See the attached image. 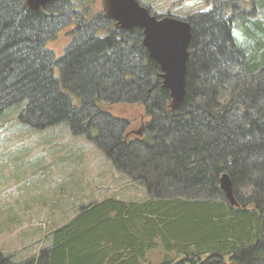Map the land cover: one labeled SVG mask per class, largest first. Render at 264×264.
<instances>
[{
    "label": "trees",
    "instance_id": "trees-1",
    "mask_svg": "<svg viewBox=\"0 0 264 264\" xmlns=\"http://www.w3.org/2000/svg\"><path fill=\"white\" fill-rule=\"evenodd\" d=\"M210 1L186 18L184 100L170 109L140 29H115L73 0L38 11L0 0V116L15 110L28 129L86 136L147 195L82 204L36 255L0 251V264H143L158 245L183 257L156 264H264V0L252 21L236 0L230 13L227 0ZM70 25L56 56L45 44ZM113 103L143 106L141 137L127 139L128 122L100 108Z\"/></svg>",
    "mask_w": 264,
    "mask_h": 264
},
{
    "label": "rangeland",
    "instance_id": "rangeland-1",
    "mask_svg": "<svg viewBox=\"0 0 264 264\" xmlns=\"http://www.w3.org/2000/svg\"><path fill=\"white\" fill-rule=\"evenodd\" d=\"M73 1L87 16L101 10L99 0ZM229 1L226 9L230 13ZM236 1L251 21L259 17L257 0ZM139 2L155 14L179 18L213 7L210 0ZM73 29V25L63 28L46 42V47L56 56L61 55L72 39ZM100 106L113 117L128 122L127 139L141 137L136 132L148 121L141 104ZM14 111L0 116V251L11 259L36 255L48 244V232L69 220L82 204L105 197L132 201L147 197L145 188L119 172L104 151L86 136L72 135L65 126L43 131L28 129L14 118ZM167 255L174 261L183 257L182 253H167L158 245L147 253L143 264L159 263Z\"/></svg>",
    "mask_w": 264,
    "mask_h": 264
},
{
    "label": "water",
    "instance_id": "water-1",
    "mask_svg": "<svg viewBox=\"0 0 264 264\" xmlns=\"http://www.w3.org/2000/svg\"><path fill=\"white\" fill-rule=\"evenodd\" d=\"M24 1L30 10L38 11L46 3L59 0ZM100 3L103 16L114 20L116 28L141 30L142 44L149 57L159 65L161 86L169 92V108H176L184 100L187 49L192 30L189 22L186 18L173 15H153L147 6H141L137 0H100ZM142 128L143 125L136 132L137 135H141ZM219 180V187L229 204L236 207L228 176L223 174Z\"/></svg>",
    "mask_w": 264,
    "mask_h": 264
},
{
    "label": "flooded vegetation",
    "instance_id": "flooded-vegetation-1",
    "mask_svg": "<svg viewBox=\"0 0 264 264\" xmlns=\"http://www.w3.org/2000/svg\"><path fill=\"white\" fill-rule=\"evenodd\" d=\"M137 2H138V4H140V2H139V0H137ZM141 5V4H140ZM99 6L101 7V3H100V0H99ZM142 6V5H141ZM98 13H101L102 14V16H103V13H104V11H103V9H102V7H101V10H99L98 11ZM97 13V14H98ZM104 17V16H103ZM105 18V17H104ZM107 19V18H106ZM108 20H111L112 21V26L115 28V29H120V28H116L115 26H114V20H112V19H108ZM122 30V29H121ZM124 30H130V29H124Z\"/></svg>",
    "mask_w": 264,
    "mask_h": 264
},
{
    "label": "bare ground",
    "instance_id": "bare-ground-1",
    "mask_svg": "<svg viewBox=\"0 0 264 264\" xmlns=\"http://www.w3.org/2000/svg\"><path fill=\"white\" fill-rule=\"evenodd\" d=\"M147 8H148V7H147ZM149 11H150V10H149ZM152 14H153V13H152ZM153 15H155V14H153ZM158 17H161V16L158 15Z\"/></svg>",
    "mask_w": 264,
    "mask_h": 264
}]
</instances>
